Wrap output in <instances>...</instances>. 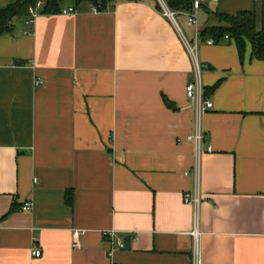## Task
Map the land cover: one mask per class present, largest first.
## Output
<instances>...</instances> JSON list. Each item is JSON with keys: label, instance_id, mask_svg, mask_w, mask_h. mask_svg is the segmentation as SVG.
Masks as SVG:
<instances>
[{"label": "crops", "instance_id": "0c3cea01", "mask_svg": "<svg viewBox=\"0 0 264 264\" xmlns=\"http://www.w3.org/2000/svg\"><path fill=\"white\" fill-rule=\"evenodd\" d=\"M157 4L69 0L0 36V264H264V62L230 38L188 48L223 26L210 12L252 11L261 30L264 0H207L197 26ZM196 61L204 96L220 83L203 114Z\"/></svg>", "mask_w": 264, "mask_h": 264}, {"label": "trees", "instance_id": "16d2710c", "mask_svg": "<svg viewBox=\"0 0 264 264\" xmlns=\"http://www.w3.org/2000/svg\"><path fill=\"white\" fill-rule=\"evenodd\" d=\"M39 1H43L44 5L40 11L41 15H58L63 10V5L69 0H15V2L4 9H0V36L13 35L15 26L13 20L15 18L28 19V10L35 6ZM75 7L94 6L100 12L106 11L117 0H73ZM169 10L174 13H192L194 0H163ZM204 5V4H203ZM202 5V7H203ZM157 7L161 9L160 4ZM214 15L223 26L207 28L201 32L200 38L206 40L212 38L215 43H220L226 36L237 46L241 58L244 55L247 44L251 45L252 58L264 62V24L261 30L256 27V15L252 11L239 12L235 16L220 13L218 11L210 12ZM220 83L212 88L205 89V96L210 92L216 91ZM67 201L71 203L70 197ZM14 207L11 212L14 211Z\"/></svg>", "mask_w": 264, "mask_h": 264}, {"label": "built area", "instance_id": "2783aa9c", "mask_svg": "<svg viewBox=\"0 0 264 264\" xmlns=\"http://www.w3.org/2000/svg\"><path fill=\"white\" fill-rule=\"evenodd\" d=\"M207 0H194L193 3V11L192 13H187V23L189 25H194L197 26V22H198V16H199V12L202 8V5L206 2ZM160 4L163 7V10L165 12V15L168 16L169 18H171L172 20H175V13L172 12L171 10H169V8L167 7V5L165 4V2L163 0H159ZM212 2L217 3L218 0H212ZM44 5L43 1H39L35 6H32L29 8L28 10V14L29 17L26 20V24L27 25H32L35 21V19L40 16V11L42 9ZM90 11L97 13L100 12L96 7L94 6H90ZM76 13V10L74 8H67V9H63L61 14L63 15H70V14H74ZM225 39H229V36H226ZM200 41V37L197 36L196 38V42H195V48L189 46V52L191 55H194L197 49V46L199 44ZM208 45H214L215 41L214 40H207L206 42ZM195 71L197 74V80L195 83L190 84L189 86H187L186 92H187V97L188 99L192 100L195 102L196 104V108L199 114H203V113H207L210 109L213 108V103L206 99L204 96V88L201 82V72H202V66L201 64L196 61L195 62ZM191 141H194L198 144H201L204 140H205V135L202 132H198L194 137L190 138ZM196 173L198 174V168L196 167ZM189 173L187 172L185 175H188ZM184 203L187 205H191L194 207L195 209V213H196V220H197V215H198V209L199 206L201 204L202 201V196L200 195V192L198 190L194 191V192H187L184 194ZM32 209V204L30 202H26L24 203L22 210L24 212H28ZM86 233V231L84 230H74L73 231V238H74V246L76 248H78L80 246L79 244V238L81 236H83ZM191 235L193 236L194 240L196 242H198V237H199V233L197 230V226L195 228V230L191 233ZM103 236L108 239L111 240L112 242L114 240H117V244H118V248L121 250H124L125 248V241L122 238H119L116 234V232L113 231H107L103 233ZM197 245V244H196ZM196 250H197V246H196ZM32 255L34 257H41L42 252L39 249H34L32 251Z\"/></svg>", "mask_w": 264, "mask_h": 264}, {"label": "water", "instance_id": "95a60500", "mask_svg": "<svg viewBox=\"0 0 264 264\" xmlns=\"http://www.w3.org/2000/svg\"><path fill=\"white\" fill-rule=\"evenodd\" d=\"M130 242H131L130 238H127L125 240V248H124V250H129L130 249Z\"/></svg>", "mask_w": 264, "mask_h": 264}]
</instances>
